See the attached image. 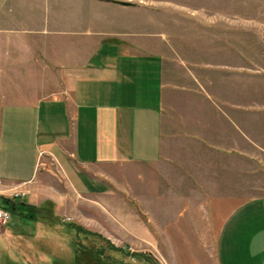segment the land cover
<instances>
[{
    "label": "crops",
    "instance_id": "crops-1",
    "mask_svg": "<svg viewBox=\"0 0 264 264\" xmlns=\"http://www.w3.org/2000/svg\"><path fill=\"white\" fill-rule=\"evenodd\" d=\"M98 4L133 5L0 0V177L31 179L46 155L82 189L105 190L97 175L107 165L152 168L145 179L168 181V197L188 195L195 182L221 205L238 202L210 220L216 264H264V194L250 199L248 128L230 118L219 126L228 104L200 92L205 102H195L170 75L185 66L168 58L163 34L99 27L90 7Z\"/></svg>",
    "mask_w": 264,
    "mask_h": 264
},
{
    "label": "rangeland",
    "instance_id": "rangeland-1",
    "mask_svg": "<svg viewBox=\"0 0 264 264\" xmlns=\"http://www.w3.org/2000/svg\"><path fill=\"white\" fill-rule=\"evenodd\" d=\"M127 1L133 5L90 6L98 8L103 18L99 27L164 35L168 58L185 66L175 70L177 75L170 66V75L195 92V102H205L200 92L228 104L218 116L219 126L228 128L230 118L238 124L242 121L244 131L248 128L250 199L256 197L253 194L263 195L264 0ZM186 98L190 104V97ZM229 107L249 111L230 112ZM100 169L105 171L97 175L106 183L103 191L77 187L46 155L31 179L9 182L0 177V197H18L57 219L54 225L12 214L6 222L0 220V264H51L55 257L69 264L75 234L67 224L109 241L123 252L115 256L125 264H216V226L210 228V220L215 223L217 215L219 221L224 219L226 207L238 204L235 199L221 205L219 197H206L195 182L192 189L187 184L188 195L168 197L164 194L168 181H161L159 174L145 179L152 168L107 165ZM217 206L223 211L211 213V207ZM89 236L82 240L87 237L86 242L94 244L95 238Z\"/></svg>",
    "mask_w": 264,
    "mask_h": 264
},
{
    "label": "trees",
    "instance_id": "trees-1",
    "mask_svg": "<svg viewBox=\"0 0 264 264\" xmlns=\"http://www.w3.org/2000/svg\"><path fill=\"white\" fill-rule=\"evenodd\" d=\"M0 205L9 212H11L14 218L20 217L26 219L27 221H33L35 223L38 220L41 221L46 220L51 225L57 223L56 216H53L49 212L43 213L41 209L38 208L37 206L31 205L26 201L21 200L18 197L1 196ZM67 226L68 229L73 231L75 234L74 237L75 240L74 242L71 243V246H74V253H73V258L69 264H85V263L90 264L87 257L93 258L92 260H94L96 264H125L122 258H119L120 260H118L115 256L116 255L115 253H118L119 255V254H123V252L113 248L112 244L109 241L103 239L100 235L85 232L81 228L74 226L73 224H67ZM84 235L87 237H90L89 235H92L93 238H95L93 240L94 244H90L89 242H86V240L88 241L87 237L84 242L82 240ZM99 240H102V242ZM150 262L151 264H154L152 261ZM13 264H17V263H13ZM51 264H64V263L61 261V259L55 257Z\"/></svg>",
    "mask_w": 264,
    "mask_h": 264
},
{
    "label": "built area",
    "instance_id": "built-area-1",
    "mask_svg": "<svg viewBox=\"0 0 264 264\" xmlns=\"http://www.w3.org/2000/svg\"><path fill=\"white\" fill-rule=\"evenodd\" d=\"M10 212L3 207H0V220L6 222L10 218Z\"/></svg>",
    "mask_w": 264,
    "mask_h": 264
}]
</instances>
